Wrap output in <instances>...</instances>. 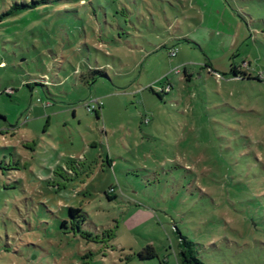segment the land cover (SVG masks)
Here are the masks:
<instances>
[{"label": "rangeland", "instance_id": "1", "mask_svg": "<svg viewBox=\"0 0 264 264\" xmlns=\"http://www.w3.org/2000/svg\"><path fill=\"white\" fill-rule=\"evenodd\" d=\"M7 11L0 264H264V0Z\"/></svg>", "mask_w": 264, "mask_h": 264}, {"label": "trees", "instance_id": "2", "mask_svg": "<svg viewBox=\"0 0 264 264\" xmlns=\"http://www.w3.org/2000/svg\"><path fill=\"white\" fill-rule=\"evenodd\" d=\"M23 7L31 9L33 8V5H29V6L26 4L17 5L16 9L23 8ZM9 14L10 12L7 11L6 13H3L2 15H0V21L3 16H7ZM92 73L93 75H96V76H104V74L99 70H94ZM231 74L233 75V77L238 76V73L235 70V68H231ZM68 214L73 219L74 217L79 215L80 212L78 210L70 208ZM64 224L65 222H62V225ZM177 247H178L177 258H178L179 264H203L193 253V243L189 241L188 239H186L184 236H181L180 234L178 238ZM137 257L139 259H151V258L156 257V254L151 248H147L145 249V251L139 252L137 254Z\"/></svg>", "mask_w": 264, "mask_h": 264}, {"label": "built area", "instance_id": "3", "mask_svg": "<svg viewBox=\"0 0 264 264\" xmlns=\"http://www.w3.org/2000/svg\"><path fill=\"white\" fill-rule=\"evenodd\" d=\"M175 54H176V51H175V50H171V51L169 52V55H170V56H175Z\"/></svg>", "mask_w": 264, "mask_h": 264}]
</instances>
